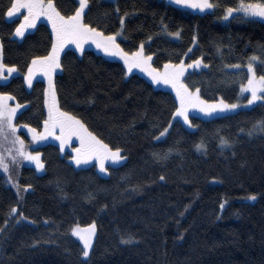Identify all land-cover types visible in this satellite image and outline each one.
Here are the masks:
<instances>
[{
    "label": "trees",
    "instance_id": "1",
    "mask_svg": "<svg viewBox=\"0 0 264 264\" xmlns=\"http://www.w3.org/2000/svg\"><path fill=\"white\" fill-rule=\"evenodd\" d=\"M210 1L219 7L200 13L167 0H89L84 21L110 34L124 17L117 43L125 51L151 37L144 53L152 55L153 67L200 59L201 66L186 69L182 77L190 89H199L207 101H247L240 84L246 82L250 56L264 61V20L224 21L223 8L235 0ZM54 3L64 15L79 6L78 0ZM9 4L0 0L2 60L18 71L0 83V92L27 104L17 124L42 130L46 80L37 73L29 87L24 75L34 57L51 50V25L40 18L19 39L14 29L23 16L6 22ZM177 30L179 38L168 35ZM83 47L81 53L68 44L61 52V68L53 74L59 107L112 149L119 147L125 159L106 161L104 173L95 159L75 164L76 153H63L54 140L37 148L43 172L24 164L11 184L0 171V264H264V132L253 130L264 120V101L207 118L191 111L193 128H188L172 115L178 102L169 85L127 72L120 59L89 42ZM234 64L241 68L226 67ZM255 71L264 74V63ZM166 127L167 134L154 139ZM69 144L80 147L75 136ZM12 207L17 213L9 217ZM92 223L96 236L84 258L70 229Z\"/></svg>",
    "mask_w": 264,
    "mask_h": 264
},
{
    "label": "snow or ice",
    "instance_id": "2",
    "mask_svg": "<svg viewBox=\"0 0 264 264\" xmlns=\"http://www.w3.org/2000/svg\"><path fill=\"white\" fill-rule=\"evenodd\" d=\"M172 3L199 10L200 12L215 10L219 7V4H214L210 0H172ZM88 5L89 0H79V6L75 8L74 13L64 15L58 10L54 0H10V4L4 13L7 18L6 22H14V19L18 18L16 16L18 13L23 16V19L20 20V23L14 29V36L16 37H24L26 29L35 27L41 17H46L51 25V50L45 56L34 57L31 63L27 65V72L24 75V81L29 87L33 85V77L37 73H41L48 83V86L44 89V104L47 108V117L43 120V131H37L36 128L27 124L23 125L31 133L33 142L53 137L59 141L60 150L63 151L66 143L75 136L80 141V147L73 149L76 155L72 156L71 159L77 165L95 159L96 165L101 172H107L108 170L105 166L106 161L116 164L125 159L121 155L119 147L112 149L89 131L80 119H77L76 116L67 111L61 110L59 107L53 74L57 69L61 68V52L68 44H74L76 50L83 53L84 44L90 41L104 53L118 56L122 59L127 72H131L133 69H140L151 78L154 84L163 83L171 86L178 102V107H176L172 115L173 117L183 118L184 123L189 127H192L189 119L190 109L198 110L204 115L211 116L217 111H230L239 107L238 104L227 103L223 99L213 102L204 100L199 94V89L193 91L183 82L182 77L185 75V70L188 68H199L202 63L200 59L193 60L189 64H185L183 59H181L179 63H165L162 69L155 68L150 63L152 55H145L144 53L143 42L135 51L131 52L125 51L117 43V37L122 34L124 28V17H120V29L106 35L104 31L98 30L97 27H93L84 21L85 9ZM22 9L26 11V14L21 13ZM237 16L243 19L260 18L264 20V0H235L234 6L223 8V19L226 20L229 17L235 18ZM168 34L179 37L180 31L177 30ZM150 39L151 37H149ZM193 39L195 40V37ZM2 47V44H0V49ZM257 63H264V61H260L256 55L248 58V62L245 65L247 70L246 82L242 81L240 84L241 93H250L247 97V105H253L257 101H264V74L259 76L256 74L255 66ZM207 66L204 65V67ZM226 67L239 70L241 65H226ZM17 71L16 65H7L0 59V80H8ZM14 99L15 97L9 93H0V147L5 144H11L15 148V154H12V148L5 149L11 155L12 164L17 163V156H19L23 160L34 162L37 170L42 169L44 164L41 161V153L28 151L24 139L17 135V129L21 126L14 123V120L17 118L18 110L22 109L24 105L19 103L14 106L10 105L8 101ZM169 127H171V121H169ZM169 127L164 128L160 132V136L154 137V139L165 136L169 131ZM257 128L259 131L264 132V120L256 122L253 130ZM57 131L59 132L58 135ZM248 134L252 135V131L250 130ZM221 143L227 144L228 141L221 137ZM196 147L199 149L202 145L198 144ZM153 155L158 159L160 158L158 153H153ZM0 170L8 174L9 180L11 179L10 165L5 162L3 154H0ZM160 179L163 180L164 177L161 176ZM247 198L255 200L256 196L249 195ZM220 207L223 208L224 204L221 203ZM16 213L17 207H12L8 216L11 217ZM19 215L22 217L23 213ZM8 223L9 220L5 219L4 224L7 225ZM3 230L4 227L0 226V231ZM70 231L82 244L81 255L84 258L89 257L96 232L95 224L92 223L86 227H80L76 224L71 227ZM122 242H130V238L129 240H122Z\"/></svg>",
    "mask_w": 264,
    "mask_h": 264
},
{
    "label": "rangeland",
    "instance_id": "3",
    "mask_svg": "<svg viewBox=\"0 0 264 264\" xmlns=\"http://www.w3.org/2000/svg\"><path fill=\"white\" fill-rule=\"evenodd\" d=\"M167 1H169V2H171L172 3V0H167ZM78 2H79V0H78ZM211 2V1H210ZM174 4V3H173ZM180 7H183V6H180ZM183 8H185V9H188V10H190V11H192V12H200L199 10H193V9H190V8H187V7H183ZM206 11H209V10H206ZM205 12V11H204ZM21 13H24V14H26V11L25 10H21ZM201 13V12H200ZM16 16L17 17H19V16H22L21 14H16ZM41 18H43V17H41ZM229 18H231V17H229ZM229 18L228 19H224V21H228L229 20ZM260 19V18H259ZM107 35V34H106ZM169 35V34H168ZM123 36V34H121L120 36H118L117 38H119V37H122ZM170 37H172V38H174V39H177V38H179V37H175V36H171V35H169ZM17 38H19V39H22L23 37H17ZM150 42V40H148V41H146V42H144L143 44H144V46H145V44H147V43H149ZM89 43H90V45H92L93 47H95L94 45H93V43H91L90 41H89ZM1 44V43H0ZM96 48V47H95ZM97 49V48H96ZM98 51H100V52H102L103 54H105V55H107V56H112V55H108V54H106V53H104L102 50H100V49H97ZM112 57H115V58H118V59H120L118 56H112ZM0 59H2V49H0ZM122 62H123V60L122 59H120ZM124 63V62H123ZM132 71H139V72H141L142 74H144V75H146L150 80H151V78L145 73V72H143V71H141L140 69H133ZM5 74H7V73H5ZM41 76L42 77H44L42 74H41ZM11 77V76H10ZM9 77V78H10ZM9 78H8V80H9ZM45 78V77H44ZM8 80H0V83H5V82H7ZM45 80H46V84H47V86H48V83H47V79L45 78ZM152 81V80H151ZM155 85H157V86H161V85H165V84H163V83H155ZM171 87V86H170ZM1 93V92H0ZM174 94H175V92H174ZM244 95H250V93H247V92H245V93H241V96H244ZM176 96V95H175ZM218 101V100H217ZM209 102H213V101H209ZM258 102H260V101H257L256 103H254L253 105H247V101H243V102H241V101H239V102H236V104H238L239 105V107L238 108H236V109H233V110H230V111H223V112H220V111H217L216 113H214V114H212L211 116H208V115H204L203 113H200L198 110H194V109H190L189 111L191 112V111H196L198 114H200L202 117H212V116H218V115H223V114H227V113H231V112H234V111H236V110H239V109H241V108H249V107H252V106H254L255 104H257ZM8 103L10 104V105H12V106H14L15 104H17V103H19V102H17L16 100H10V101H8ZM19 104H22V103H19ZM22 105H24V107L27 105V104H22ZM23 107V108H24ZM22 108V109H23ZM22 109H20V110H18V112H20ZM174 118H176V119H180L183 123H184V121H183V118H181V117H174ZM190 119V118H189ZM14 123H16L15 122V120H14ZM17 124V123H16ZM192 124V123H191ZM19 125V124H18ZM184 125L186 126V127H188V128H193V125H192V127H189L187 124H185L184 123ZM21 127H19L18 129H17V135H19L22 139H24V141H25V145H26V147H27V150L28 151H36V152H40L37 148H38V146L39 145H41V144H43V143H46V142H49V141H54L55 139L53 138V137H48L47 139H45V140H43V141H36V142H33L32 141V138H31V133H29L28 132V129L27 128H24L22 125H20ZM37 131H43V129L42 130H37ZM24 132V133H23ZM167 134V133H166ZM165 134V135H166ZM160 136V135H159ZM158 136V137H159ZM161 138V137H160ZM200 145H202V147L201 148H199L198 150L199 151H203L204 150V145L203 144H200ZM221 145L223 146V147H227L228 145H229V142L227 143V144H222L221 143ZM7 148H12V154H15V148H13L12 147V145L11 144H5V145H3V147H0V154H3V156L5 157V162L6 163H8L9 165H10V176H11V179L9 180V178H8V174H6V173H4L2 170H0V171H2L6 176H7V178H8V180H9V182L11 183V184H14L13 183V176H14V171H16V169L19 167V166H22V165H24V164H27V165H31V166H34L35 168H36V166H35V163L34 162H31V161H26V160H23L21 157H19V156H17V163L16 164H12V161H11V155L7 152V151H5V149H7ZM75 147L74 146H71L70 144L68 145V146H65L64 147V150L62 151L63 153H64V151L65 150H73ZM41 153V152H40ZM93 160V159H92ZM41 161H42V158H41ZM91 161V160H90ZM89 161V162H90ZM94 162V161H93ZM92 162V163H93ZM42 163H43V161H42ZM91 164V163H90ZM84 166L85 165H87L86 163L85 164H83ZM36 170H37V168H36ZM43 170H44V167L42 168V169H39V170H37L38 172H43ZM104 173H106V172H104ZM80 227H86V226H88V225H86V226H83V225H79ZM95 227H96V225H95ZM95 236H96V232H95V235H94V237H93V243H94V240H95ZM77 238V237H76ZM78 239V238H77ZM92 247H93V244H92ZM92 247H91V249H92ZM91 249H90V251H91Z\"/></svg>",
    "mask_w": 264,
    "mask_h": 264
}]
</instances>
